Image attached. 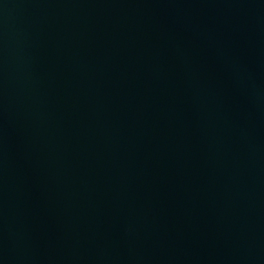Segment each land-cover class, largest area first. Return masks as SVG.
I'll list each match as a JSON object with an SVG mask.
<instances>
[{"label": "water", "instance_id": "obj_1", "mask_svg": "<svg viewBox=\"0 0 264 264\" xmlns=\"http://www.w3.org/2000/svg\"><path fill=\"white\" fill-rule=\"evenodd\" d=\"M0 264H264V0H0Z\"/></svg>", "mask_w": 264, "mask_h": 264}]
</instances>
